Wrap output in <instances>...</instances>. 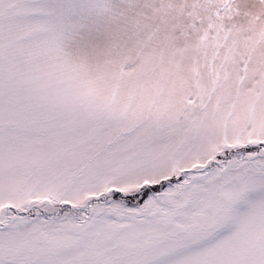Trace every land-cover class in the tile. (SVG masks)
<instances>
[{
    "label": "snow or ice",
    "instance_id": "1",
    "mask_svg": "<svg viewBox=\"0 0 264 264\" xmlns=\"http://www.w3.org/2000/svg\"><path fill=\"white\" fill-rule=\"evenodd\" d=\"M0 264H264V0H0Z\"/></svg>",
    "mask_w": 264,
    "mask_h": 264
}]
</instances>
